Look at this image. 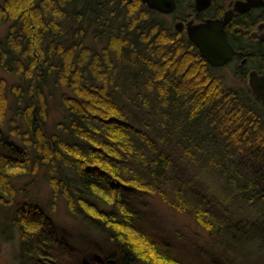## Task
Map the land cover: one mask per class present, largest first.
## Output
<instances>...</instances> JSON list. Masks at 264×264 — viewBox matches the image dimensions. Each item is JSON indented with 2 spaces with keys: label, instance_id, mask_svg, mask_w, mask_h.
Masks as SVG:
<instances>
[{
  "label": "trees",
  "instance_id": "trees-1",
  "mask_svg": "<svg viewBox=\"0 0 264 264\" xmlns=\"http://www.w3.org/2000/svg\"><path fill=\"white\" fill-rule=\"evenodd\" d=\"M170 17L142 0H0V257L17 239L13 264H232L185 258L150 223L156 196L264 250V105ZM38 179L83 248L20 200Z\"/></svg>",
  "mask_w": 264,
  "mask_h": 264
},
{
  "label": "rangeland",
  "instance_id": "rangeland-1",
  "mask_svg": "<svg viewBox=\"0 0 264 264\" xmlns=\"http://www.w3.org/2000/svg\"><path fill=\"white\" fill-rule=\"evenodd\" d=\"M170 20H172V18ZM6 30L7 24L0 25V38L4 36ZM188 38L190 39L189 36ZM233 69L234 68L230 66L224 67L223 72L228 77L230 83H237V79L232 73L234 72ZM4 74L5 73L0 69V76H5ZM191 173L195 182L198 183L200 181V176L196 172L192 171ZM208 179L209 178H206V181ZM207 182L209 183L210 181ZM200 184H202L201 181ZM215 184L216 183L211 180V183L204 184L203 187L212 191L213 194L215 193L216 200L220 201L223 193L221 194L216 186H214ZM49 193L50 188L46 182L42 179H38L34 188L31 189V192L25 198L21 196L20 200H27L34 204L38 203L42 207L47 208V211L50 212L49 214L55 218V221L60 228V232H64L74 246L83 248L85 246V241L79 240L80 236L78 233L80 231L77 232L78 223L65 211L62 205L59 206V212H53L49 208ZM221 204H223V202H221ZM229 207L233 209V212H236V215L239 218L251 215V209L249 206L244 207L242 212L237 211L238 208L242 207L234 202H230ZM150 216L153 217V220L155 218L154 221L150 220V223H152L157 230L162 231L171 237V241L174 242L178 249H181L185 258L200 260L204 257V259H206L205 257H209L208 252H213L215 255L217 254L216 256L218 258H221L224 261H229L232 264L264 263V250H260L259 252L258 250H253L251 246L245 249V242L235 243L230 241L227 236H211L187 214L176 211L157 196L151 199ZM2 221L3 217L0 215V222ZM2 245V255L0 257L1 264H13V252L18 249L17 239L13 240V243L4 242Z\"/></svg>",
  "mask_w": 264,
  "mask_h": 264
},
{
  "label": "flooded vegetation",
  "instance_id": "flooded-vegetation-1",
  "mask_svg": "<svg viewBox=\"0 0 264 264\" xmlns=\"http://www.w3.org/2000/svg\"><path fill=\"white\" fill-rule=\"evenodd\" d=\"M174 1V10L163 14L171 16L176 29L187 36L189 23L224 22L223 28L234 53L228 63L219 67L230 66L245 74L253 91L256 78L264 79V0Z\"/></svg>",
  "mask_w": 264,
  "mask_h": 264
},
{
  "label": "water",
  "instance_id": "water-1",
  "mask_svg": "<svg viewBox=\"0 0 264 264\" xmlns=\"http://www.w3.org/2000/svg\"><path fill=\"white\" fill-rule=\"evenodd\" d=\"M151 9L161 13H170L174 10V0H142ZM223 21L209 20L201 24L189 23L188 36L198 47L201 55L212 66H223L232 59L234 50L230 45L224 28ZM253 85L254 94L263 100L264 104V79L256 78Z\"/></svg>",
  "mask_w": 264,
  "mask_h": 264
},
{
  "label": "bare ground",
  "instance_id": "bare-ground-1",
  "mask_svg": "<svg viewBox=\"0 0 264 264\" xmlns=\"http://www.w3.org/2000/svg\"><path fill=\"white\" fill-rule=\"evenodd\" d=\"M191 40V39H190Z\"/></svg>",
  "mask_w": 264,
  "mask_h": 264
}]
</instances>
